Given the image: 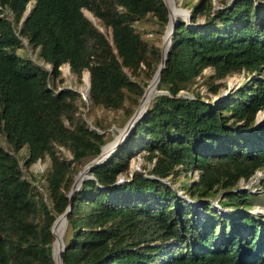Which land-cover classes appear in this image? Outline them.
<instances>
[{"label":"trees","instance_id":"1","mask_svg":"<svg viewBox=\"0 0 264 264\" xmlns=\"http://www.w3.org/2000/svg\"><path fill=\"white\" fill-rule=\"evenodd\" d=\"M29 1L0 0V264H55L50 227L68 204L72 164L112 138L77 112L76 89L54 85L59 66L77 78L88 71L91 105L124 108L128 119L146 84L129 73L150 78L161 56L135 22L151 16L163 31L168 21L163 0H33L26 13ZM189 8L173 29L160 91L72 194L62 264H264V220L249 210L252 193L237 186L259 171L264 189V119L256 121L264 107V0H197ZM23 37L49 69L16 52ZM206 67L215 94L227 75L244 78L212 99L190 90ZM142 151L150 166L130 173V158ZM46 154L48 201L20 163L21 155L29 167ZM181 172L186 180L175 187Z\"/></svg>","mask_w":264,"mask_h":264},{"label":"rangeland","instance_id":"2","mask_svg":"<svg viewBox=\"0 0 264 264\" xmlns=\"http://www.w3.org/2000/svg\"><path fill=\"white\" fill-rule=\"evenodd\" d=\"M184 1L188 3L184 4V3H181V0H174V5L179 9L178 11V9L175 8L179 12L176 15V19L177 18L185 19L186 15L184 12L185 11L189 12L190 10L189 4L197 0H184ZM218 2L219 0H213V3L215 4H217ZM32 5H33V0H30L27 3L26 7L31 8ZM83 12L105 35H107L108 37L111 36L109 27L104 26L102 22L98 18L93 16L92 13L89 12L87 9H83ZM93 17L99 21V23L103 26V29H101V27L93 21ZM135 25L142 32L143 38H145L146 40L150 42H154L158 44L161 50V44L163 40V35L165 33L166 25L163 31H157L158 26L156 25L154 21V17H151V16H148L146 19L135 22ZM22 42H23L22 46L16 49L17 53H19L21 56L30 58L33 62L39 65H42L48 69L50 68V64L44 62L43 59L41 58L39 54V47H36L30 44L25 37L22 38ZM59 68H60V74L54 80V85L58 88L65 86V87H71L73 89H76L80 93V100L77 101L78 102L77 112L90 124L94 122H99L100 124H102V126L105 129L104 132L106 136H111L113 138L122 129L125 122L127 121L126 119L127 113L126 111H124V108L110 109V108H104L101 106H92L87 97V94L85 93L87 84L85 81L86 77L84 78V73L86 71L83 72L80 78H77V76L74 75L69 70V66L67 65V63L61 64ZM211 73H212L211 67L204 68L202 73L196 76L195 80L191 83L190 90L199 91L204 96H211L212 99H215L217 98V96H223L231 88H234L237 85H239L243 81V78H244L242 72H235L230 75H227L224 79L221 80L223 81L222 85L220 84V87L218 89L219 92L215 94V93H212L207 88V85L210 80L208 76ZM86 75H87V72L85 73V76ZM129 75L132 79H135L139 81L140 83H146L144 85V88L146 87V85L148 84L151 78V77L147 78V76L141 70L137 74L129 73ZM218 81L219 80H215L214 82L217 83ZM139 99H138V102H139ZM138 102L136 105H134L133 107L134 109L138 105ZM129 106H131L130 101L125 100L124 107H129ZM260 111L263 112L264 107L260 109ZM262 119H264V115L259 120H262ZM65 123H67V120H65ZM112 138H110L108 141H110ZM1 141L3 144H5L3 139H1ZM20 152H21L20 154L22 155L25 154L26 146H23L20 149ZM57 152L60 153V156L62 157H66L68 159L71 157L70 153L63 148L58 149ZM142 154H144V151L138 152L130 158V163H129L130 173L133 170H144L143 168H147L150 166L149 160L144 158ZM21 156H20V163L22 165V170H23L24 175L28 178L35 177L36 184H38L39 189H41V191L44 194L45 199L48 201L47 194L43 186L45 185L44 174H45L47 165L49 163V156L46 154L43 158L37 159L35 162H33L29 167L24 166V164L22 163L23 159ZM87 162L88 161L85 162V160H83L81 162H76L72 164L74 168L76 169L74 172V176L78 173L79 170L83 168V166ZM191 175L195 176L196 171L194 170L193 172H191ZM259 176H260V172L257 171L254 175L250 176L247 180L240 179L238 181L237 186L238 188L246 189L247 191L252 193L253 203L251 207L249 208V210L256 215H259L264 220V189L260 187ZM186 177L187 175L181 172L179 176L174 180V186L178 187L181 181L186 180ZM119 178L120 179L123 178V174L120 175ZM188 178H191V176H189ZM217 197L211 198L213 206H215ZM65 232H66V223L63 226V231H62V236H61L62 241L65 235Z\"/></svg>","mask_w":264,"mask_h":264},{"label":"water","instance_id":"3","mask_svg":"<svg viewBox=\"0 0 264 264\" xmlns=\"http://www.w3.org/2000/svg\"><path fill=\"white\" fill-rule=\"evenodd\" d=\"M170 1L172 3H174V0H163L165 6L167 8L168 21L166 23V29H165V33L163 35V40H162V44H161L160 61L157 64L156 69L153 72L148 84L144 88V90L140 96L138 105L136 106V108L134 109V111L132 112L130 117L127 119V121L125 122L122 129L110 141H107L106 143H104L100 147V152L95 157H93L91 160H89L83 166V168L81 170H79L78 173L74 176L73 181L70 185V188L67 192V196L69 198L68 204H67L66 208L63 210V212L58 214L53 219V221L51 223L50 229H51L52 234L54 235V239L52 242V255H53V259H54L55 264H62L61 251L64 249V242L62 241V238H60L61 243L57 247V251L55 254L54 248H55V242H56V235L54 233L53 226H54L55 222L59 219H62L63 226L65 225L67 211L70 209L71 202H72V194H73L74 190L79 187L80 183L82 182V180L84 178L90 176L89 170H90L91 166L96 165L97 163L101 162L104 158H106L116 148V146L122 141V139L126 136V134L130 130L133 123L138 119V117L140 116V114L144 110L145 106L147 105V103H144V102H145V100H148L147 99L148 96H152L151 94H153L154 92L160 91L156 88L152 89L151 87H153L157 83V81L159 80L160 72H161L162 67L164 66V62L166 59V53H167L168 46L170 43L171 35H172L174 27L177 25V19L172 18V20H171V17H170V8H169V2ZM29 10H30V7H26V13ZM178 11H179V9H178ZM184 13L186 15L185 19L187 20L189 18V12L185 11ZM168 25H170V29L168 32H166ZM86 72H87V82H86L87 85H86L85 93L87 94L88 90H89V72L88 71H86ZM142 104H144V105H142ZM259 111L260 110H258L256 112V121H259V119L257 118Z\"/></svg>","mask_w":264,"mask_h":264},{"label":"bare ground","instance_id":"4","mask_svg":"<svg viewBox=\"0 0 264 264\" xmlns=\"http://www.w3.org/2000/svg\"><path fill=\"white\" fill-rule=\"evenodd\" d=\"M169 8H170V17H171V20L172 18H176V15L179 13L177 11V9H175V7L173 6V3L170 1L169 2ZM93 21L98 24L101 29H103V26L99 23V21L93 17ZM168 29H170V25L167 26V30L166 32H168ZM67 67V66H66ZM86 73V72H85ZM85 73H84V78L86 77V82H87V75L85 76ZM152 89L156 88V84L151 87ZM150 95V94H149ZM152 95V94H151ZM151 96H148V100H145L144 103H148L149 99H150ZM144 105V104H142ZM264 115V111L261 112L259 111L258 115H257V118L260 119L262 116ZM53 230H54V233L56 235V242H55V248H54V253L56 254V251H57V247L60 245L61 241H60V238L62 236V231H63V223H62V219H59L55 222L54 226H53Z\"/></svg>","mask_w":264,"mask_h":264}]
</instances>
